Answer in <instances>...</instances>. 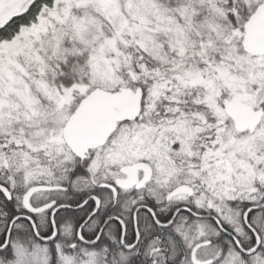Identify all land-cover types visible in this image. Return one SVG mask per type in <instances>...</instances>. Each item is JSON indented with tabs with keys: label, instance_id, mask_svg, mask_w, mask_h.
<instances>
[{
	"label": "snow or ice",
	"instance_id": "1",
	"mask_svg": "<svg viewBox=\"0 0 264 264\" xmlns=\"http://www.w3.org/2000/svg\"><path fill=\"white\" fill-rule=\"evenodd\" d=\"M0 264H264V0H0Z\"/></svg>",
	"mask_w": 264,
	"mask_h": 264
}]
</instances>
